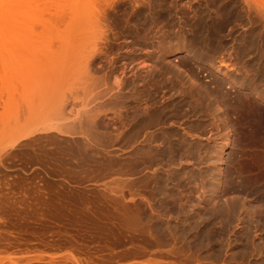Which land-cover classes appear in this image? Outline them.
Wrapping results in <instances>:
<instances>
[{
    "label": "rangeland",
    "instance_id": "rangeland-1",
    "mask_svg": "<svg viewBox=\"0 0 264 264\" xmlns=\"http://www.w3.org/2000/svg\"><path fill=\"white\" fill-rule=\"evenodd\" d=\"M0 264H264V0H0Z\"/></svg>",
    "mask_w": 264,
    "mask_h": 264
},
{
    "label": "bare ground",
    "instance_id": "bare-ground-1",
    "mask_svg": "<svg viewBox=\"0 0 264 264\" xmlns=\"http://www.w3.org/2000/svg\"><path fill=\"white\" fill-rule=\"evenodd\" d=\"M10 37V31L8 32V33H6L5 35H3L2 36V38L3 39H7V38H9ZM198 86V85H197ZM195 88V87H194ZM201 87H198L197 89H200ZM206 88V87H205ZM196 89V88H195ZM203 90H204V88H202ZM201 89V90H202ZM219 89V88H218ZM217 89V87L216 88H214V89H211L212 91L210 92V93H212L213 92V94L217 91H219ZM190 90V89H189ZM205 91V93H206V90H204ZM209 91V90H208ZM208 91H207V93H206V95L208 96ZM192 92V90L191 91H189V94ZM196 92V91H195ZM198 92H201V91H199L198 90ZM220 92V91H219ZM219 92H218V95H219ZM203 93V92H202ZM112 94V93H111ZM114 94V96H115V93H113ZM234 94V93H233ZM236 94V93H235ZM233 95V96H235L236 98H232L233 96H231V99H233V100H235L234 101V103L236 104H234L233 103V101H232V103H233V107H230V105H228L229 107H228V109H226L227 110V113H230V112H234L235 114H236V117H237V114H239L238 115V117L240 118H242L243 119V117H245V116H242L243 114H244V112H246V110H248V112H250V110L249 109H243V107L245 106H243L242 104L244 103V102H246L245 100H243L244 102H242L241 101V99H240V101H241V103L242 104H240V102H238L239 100V98H241V97H239L238 95ZM191 95V94H190ZM212 94H210L209 96H211ZM224 95H227V94H224ZM223 95V96H224ZM112 96V95H111ZM119 96V95H118ZM121 96V95H120ZM165 96V95H164ZM173 96V95H172ZM171 96V97H172ZM200 96H203L202 94L200 95ZM200 96H198L199 98H200ZM208 96V98L210 99V97ZM220 96H222V94L220 95ZM222 96V98H219V101H222L223 102V98H225V97H223ZM230 96V95H229ZM216 97H217V93H216ZM228 97V96H227ZM227 97L225 98V103L227 102V103H229V101H226L227 100ZM237 97H239V98H237ZM118 98V97H117ZM202 99H203V97H201ZM207 98V99H208ZM243 98V97H242ZM170 99V98H169ZM222 99V100H221ZM229 99V98H228ZM204 100V99H203ZM206 100V99H205ZM230 100V99H229ZM173 101V100H172ZM171 101V102H172ZM199 101V100H198ZM216 101H217V99H216ZM218 102V101H217ZM221 102V103H222ZM230 102H231V100H230ZM203 104H204V102H202ZM219 104H220V102H218ZM232 103H230V104H232ZM132 104V103H131ZM130 104V105H131ZM171 103L170 102H168L167 101V98H165V100H163V102H161V104L157 107V108H154V110H155V112H156V115L158 116V118H156V120L155 121H157L158 122V124L159 125H161V124H165V123H167L166 122V117H167V111H168V109H169V105H170ZM202 104V105H203ZM128 106V113H132V115H134V113H136V112H139V113H141L142 115H148V117L147 118H150L152 115H150L151 113H149L148 112V110H150V108H144V107H141V106H133V105H131V106ZM246 105H247V103H246ZM106 106V105H105ZM225 106V105H224ZM232 106V105H231ZM246 107V106H245ZM251 107V106H250ZM127 108V107H126ZM227 108V107H226ZM230 108V109H229ZM246 108H249V105H248V107H246ZM221 109V108H220ZM231 109H233L232 111H231ZM252 109V108H251ZM176 110H178V107H176L175 108V111ZM196 110V109H195ZM205 110V109H204ZM192 111L194 112V110L192 109ZM201 111V110H200ZM207 111H208V109H207ZM207 111H205V113L207 112ZM252 111V110H251ZM216 112V111H215ZM147 113V114H146ZM202 113V112H201ZM226 113V112H225ZM224 113V114H225ZM195 114H196V112H195ZM194 114V115H195ZM235 114H233V113H231L230 115H232L231 117H233V115H235ZM131 115V114H130ZM131 115V116H132ZM212 115V114H211ZM216 115H217V113H216ZM215 115V116H216ZM220 116H221V114H219ZM218 115V116H219ZM229 115V116H230ZM246 115V114H245ZM252 115H253V113H252ZM120 116H121V114H120ZM219 116V117H220ZM222 117V116H221ZM226 117V116H225ZM228 117V116H227ZM235 118L237 121H238V119L239 118ZM117 118H120L119 117V114H118V117ZM146 118V117H145ZM240 118V119H241ZM151 119V118H150ZM219 119V118H218ZM223 119H224V117H223ZM227 119H233V118H230V117H228ZM234 119V120H235ZM241 119V120H242ZM245 119H246V117H245ZM132 120H133V118H132ZM154 119L152 118L151 119V121H153ZM212 120V119H211ZM114 121V120H113ZM224 121H226V120H224ZM229 121H231V123L232 122H234V124H235V121H233V120H229ZM116 122L117 121H114V126H116ZM213 122V121H212ZM241 121H239V123H240ZM209 123L210 124H212L211 122H210V120H209ZM238 123V124H239ZM213 124H214V122H213ZM213 124H212V127H213ZM215 125V124H214ZM233 125V124H232ZM208 126H209V124H208ZM227 126V125H226ZM211 127V128H212ZM234 127H235V125H234ZM216 128V127H215ZM228 128H229V124H228ZM227 128V129H228ZM244 128V127H243ZM162 130H159V132H161V134L163 135V141L161 142V143H164V142H169V144H170V150H171V154H172V156L174 155V153H175V151L177 150V147L178 148H181L182 147V145H185L187 142H188V137H193V135H196V136H194V138H199L200 137V135L202 134V133H205L206 131H204V132H200V129L197 127V128H195V129H190L188 132H187V134L186 133H181L180 131H173L174 129H173V127L171 126V127H168L166 130H165V128H161ZM209 130V129H208ZM211 130V129H210ZM209 130V131H210ZM243 131V130H242ZM197 132V133H196ZM243 133V132H242ZM227 138L229 139V136H230V131L228 130V132H227ZM116 136V135H115ZM158 136H159V134H154V135H150V134H147L146 135V137L144 138V142H145V147H147V151H149L150 153L154 150V149H156V148H158V146H160L161 145V143L160 144H157L156 143V140H157V138H158ZM202 136V135H201ZM238 139V138H237ZM155 142V145H153V143ZM177 146V147H176ZM199 146H200V144L198 143V142H196V141H193V143H192V148L195 150H197V149H199ZM158 158V157H157ZM201 158H205V156H203V157H201ZM223 183V182H222ZM225 187H227V185H228V183H230V181H229V178H228V180L226 179L225 180ZM220 184V183H219Z\"/></svg>",
    "mask_w": 264,
    "mask_h": 264
}]
</instances>
